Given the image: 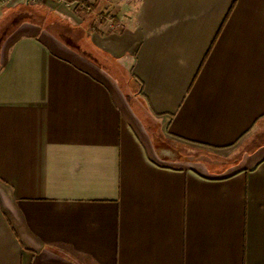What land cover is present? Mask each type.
<instances>
[{
    "label": "crops",
    "instance_id": "0c3cea01",
    "mask_svg": "<svg viewBox=\"0 0 264 264\" xmlns=\"http://www.w3.org/2000/svg\"><path fill=\"white\" fill-rule=\"evenodd\" d=\"M77 1L0 0V264H264V0Z\"/></svg>",
    "mask_w": 264,
    "mask_h": 264
},
{
    "label": "rangeland",
    "instance_id": "374dc122",
    "mask_svg": "<svg viewBox=\"0 0 264 264\" xmlns=\"http://www.w3.org/2000/svg\"><path fill=\"white\" fill-rule=\"evenodd\" d=\"M55 28L63 29L65 36H67L68 38L71 37L70 40L71 41L73 40L72 42H75L74 40L77 41V39L79 40V38L83 41V43L85 42L84 38H85L86 33L84 32V30H82V31L79 30L78 27H55ZM189 149H190L189 154L195 155L196 157L206 155V154H204V152L201 151V149L197 148L196 146H190ZM225 155H226V152L223 151V153H218L217 157H219L218 159L220 161H222L224 159L223 156H225Z\"/></svg>",
    "mask_w": 264,
    "mask_h": 264
},
{
    "label": "built area",
    "instance_id": "2783aa9c",
    "mask_svg": "<svg viewBox=\"0 0 264 264\" xmlns=\"http://www.w3.org/2000/svg\"><path fill=\"white\" fill-rule=\"evenodd\" d=\"M59 1H64L68 4L71 3V4H75L77 6H81V3H79L77 0H59ZM82 7H83V5H82Z\"/></svg>",
    "mask_w": 264,
    "mask_h": 264
}]
</instances>
